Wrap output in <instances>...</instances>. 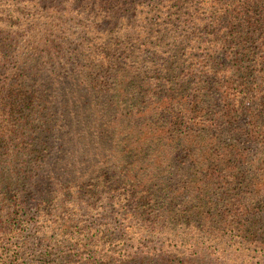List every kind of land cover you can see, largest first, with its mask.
<instances>
[{
    "label": "trees",
    "instance_id": "16d2710c",
    "mask_svg": "<svg viewBox=\"0 0 264 264\" xmlns=\"http://www.w3.org/2000/svg\"><path fill=\"white\" fill-rule=\"evenodd\" d=\"M0 264H264V0H0Z\"/></svg>",
    "mask_w": 264,
    "mask_h": 264
}]
</instances>
